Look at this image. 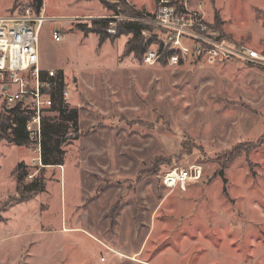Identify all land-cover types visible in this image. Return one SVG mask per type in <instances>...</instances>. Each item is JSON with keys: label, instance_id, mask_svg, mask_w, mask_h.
I'll use <instances>...</instances> for the list:
<instances>
[{"label": "rangeland", "instance_id": "374dc122", "mask_svg": "<svg viewBox=\"0 0 264 264\" xmlns=\"http://www.w3.org/2000/svg\"><path fill=\"white\" fill-rule=\"evenodd\" d=\"M127 1L144 11L154 7L153 0ZM188 1H203L226 38L264 52V0ZM32 4L0 0V15ZM41 10L55 19L39 31L40 67L56 71L69 99L82 84L93 89L95 101L85 109L94 108L99 120L76 145H63L64 169L33 164V143L0 141V264H264L260 67L193 56L147 64L145 54L123 55L129 35L100 43L96 32L77 28L114 15L100 0H43ZM233 82L247 86L231 90ZM236 146L246 150L228 162ZM20 162L27 165L24 184L38 175L46 183L24 200ZM189 166L200 168V180L185 189L166 186L165 174ZM115 201L120 215L102 218Z\"/></svg>", "mask_w": 264, "mask_h": 264}, {"label": "built area", "instance_id": "2783aa9c", "mask_svg": "<svg viewBox=\"0 0 264 264\" xmlns=\"http://www.w3.org/2000/svg\"><path fill=\"white\" fill-rule=\"evenodd\" d=\"M153 1L154 7L143 16L114 14L96 18L110 20L107 28L110 34L116 33L117 22L121 20H140L153 25L154 40L144 53L147 64L160 62L164 57L169 64H180L193 56L194 60L205 59L210 63L235 59L264 66L263 51L220 38L207 17L203 1L196 4L188 0ZM54 19L32 7L23 13L0 15L1 106L3 109L20 103L28 117L26 130L30 141L38 150L32 163L42 166L43 117L55 113L51 108L60 78L54 69L40 67L39 31L46 20ZM53 37L60 40V33L54 30ZM59 93L64 103L69 104V92L63 88ZM201 176L198 167H177L165 174L163 180L167 187L185 189L190 181H198Z\"/></svg>", "mask_w": 264, "mask_h": 264}, {"label": "trees", "instance_id": "16d2710c", "mask_svg": "<svg viewBox=\"0 0 264 264\" xmlns=\"http://www.w3.org/2000/svg\"><path fill=\"white\" fill-rule=\"evenodd\" d=\"M100 2L114 14H122L131 17L143 16L146 11L138 9L134 4H130L127 0H100ZM43 6V0H33L32 8L39 12ZM109 21L104 18H95L91 24L78 23L77 28L88 31L91 30L99 35L100 43L106 39L114 40L122 34L129 35V39L125 45L123 55L134 54L135 56L142 57L148 46L154 40V35L150 39H146L143 35L144 30L152 31L153 25L140 21V20H121L117 23L116 33L110 34L107 32ZM221 23L219 17L214 18L212 26L220 33V38L226 37L217 26ZM155 28V27H154ZM156 29V28H155ZM154 34V33H153ZM164 62L167 60L164 57ZM260 69L264 70V66ZM60 78V77H59ZM62 80L57 86L54 97L55 104L51 108L53 115H45L43 117L42 141H41V162L43 167L63 165L65 151L63 145L68 141L76 140L79 135V112L75 107H70L69 104L64 103L60 96V91L63 89ZM0 113V141L7 140L17 145L27 146L31 143L29 134L26 130L27 115L21 109L20 103L2 109ZM236 146L231 150L226 160L232 162L242 151ZM222 165L219 174L226 183L224 174V167ZM17 187L20 194V199H28L33 194L43 191L45 189V179L42 175L34 177L29 183L24 184L27 173V165L20 162L17 167ZM226 191V189L224 190ZM116 211V205L113 207L112 213Z\"/></svg>", "mask_w": 264, "mask_h": 264}, {"label": "crops", "instance_id": "0c3cea01", "mask_svg": "<svg viewBox=\"0 0 264 264\" xmlns=\"http://www.w3.org/2000/svg\"><path fill=\"white\" fill-rule=\"evenodd\" d=\"M15 12H17V11H15ZM4 15V14H3ZM48 16V15H47ZM49 17H51V16H49ZM240 61H242V60H240ZM252 65H255V66H258V67H261L262 65H258V64H255V63H251ZM262 72H264V70H262V69H260ZM230 86H229V89H231V90H235L236 88H239V87H241V86H243L244 88L247 86V84H245V82H242V83H236V82H233V83H230L229 84ZM0 89H1V87H0ZM78 91H79V94L78 95H76V98H74V97H71L70 99H69V104L71 105V107H75V108H77L78 109V112H79V132H80V135H84V136H86V135H88V132H91L92 130H93V127H95V124H96V121L95 120H99V116H98V113L97 112H95V109L94 108H90V109H85V106H86V103H90V101L93 103L95 100H94V98H93V96H92V92H93V89H91L90 87H86L85 85H81V87H80V89H78ZM86 95H88V100L86 99ZM70 97V96H69ZM92 105V104H91ZM97 132V131H96ZM123 134H125V131H121ZM134 133V132H133ZM132 133V134H133ZM127 135H130V133L129 132H127ZM117 137V136H116ZM78 140V139H77ZM76 143H77V141L75 140L74 141V145H76ZM25 147V146H24ZM96 147V146H95ZM80 149V148H79ZM93 151H92V154L93 155H99V154H101V150L100 149H96V148H94V149H92ZM81 155H82V153H81ZM80 162H86V159L83 157V156H81V158H80ZM112 163L115 165V162H114V159L112 160ZM123 163V162H122ZM125 163V162H124ZM118 164H119V162L117 163V167H118ZM54 166H58V165H54ZM60 166H62L63 167V169H64V164L63 165H60ZM63 171V170H62ZM118 201V200H117ZM117 201H115V203L113 204V206H112V209L109 211V210H106L105 212H103V214H102V218L103 217H108V215H113V213H112V210H113V207L117 204L116 202ZM119 209V208H118ZM118 209H116V211H115V213H114V217L115 216H117L118 214H119V212L121 211V210H118ZM120 215V214H119ZM138 215H137V213L134 211V209H133V215H131L130 217L131 218H136ZM120 217V216H119ZM120 222V220L119 219H117L116 220V225H117V223H119ZM111 224H112V222H111ZM108 226H110V225H106V227H108ZM110 228H111V226H110ZM70 229H77V227H74V228H70ZM116 253H119L118 251L116 252ZM120 255L119 254H117L116 256H115V258L116 259H118V260H120L121 259V257H119ZM113 257V256H112ZM118 257V258H117ZM130 258H135L136 259V257H134V256H129Z\"/></svg>", "mask_w": 264, "mask_h": 264}]
</instances>
